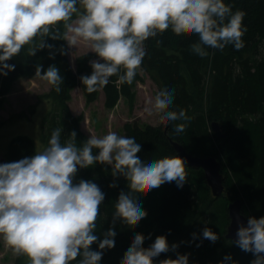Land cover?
I'll use <instances>...</instances> for the list:
<instances>
[{
	"label": "clouds",
	"instance_id": "obj_1",
	"mask_svg": "<svg viewBox=\"0 0 264 264\" xmlns=\"http://www.w3.org/2000/svg\"><path fill=\"white\" fill-rule=\"evenodd\" d=\"M245 15L243 9L233 8L231 0H0V74L15 69L7 61L25 45L28 55L52 49L45 40L51 37L66 40L70 47L83 42L96 53L97 58L89 61L91 73L80 76L86 92L102 89L113 76L121 84H131L146 55L144 42L162 29L174 26L179 32L195 34L197 40L190 48L206 57L209 49L244 47ZM60 52L64 54L63 46ZM35 75L61 91L63 77L55 64L46 69L38 64ZM175 92L171 82L161 85L152 107L162 110L161 120L176 122L173 129L180 134L191 117L185 109L172 107ZM61 133L57 127L42 150L0 163V239L16 256L27 257V264L74 260L76 264H111L104 254L107 245L118 242L120 226L113 223L99 237L96 220L105 193L93 180L74 182L78 168L106 163L114 177L127 170L131 187H123L115 214L139 224L148 213L138 188L151 190L172 181L183 187L186 162L180 155H147L145 140L137 132L121 135L110 129L102 135L90 134L80 146L75 143V130L64 143ZM202 235L212 241L219 238L210 227H204ZM236 237L235 244L253 253L250 264H264V215L248 216L246 224H239ZM145 239L142 232L134 233L122 257L124 264H189L188 253L154 259L178 247L170 246L165 234L157 235L147 247ZM218 264L239 261L229 253Z\"/></svg>",
	"mask_w": 264,
	"mask_h": 264
},
{
	"label": "trees",
	"instance_id": "obj_2",
	"mask_svg": "<svg viewBox=\"0 0 264 264\" xmlns=\"http://www.w3.org/2000/svg\"><path fill=\"white\" fill-rule=\"evenodd\" d=\"M231 2L234 9L240 8L246 12L243 23L247 26V31L242 37L245 44L239 50L227 45L222 50L209 49L208 56L200 57L190 48V44L197 40L195 34L179 32L174 26L162 29L156 37H149L144 42L146 55L141 67L150 73L159 86L171 82L175 87L172 107L185 109L191 117L186 122L184 132H174L173 124L176 122L155 126L132 120L123 124L121 135L137 132L145 140L144 152L151 156L177 155L171 139L178 141L191 154L217 156L223 165L222 171H230L231 176L224 179V185L233 190L234 195L232 192L223 205H220L211 194L202 169L186 164L187 180L183 187H178L172 181L151 190L138 188L148 214L139 224H132L123 214L119 217L115 214L123 187H131L127 170L114 177L111 166L106 163L78 168L74 182L79 179L93 180L105 193L96 220L95 231L99 237L102 239L104 230L113 223L120 226L118 242L107 245L104 254V258L111 264H124L123 254L134 239L135 232L145 235V247L160 234L167 236L170 246L174 243L178 245L177 248L170 247L168 252L155 257L156 261L175 258L177 253L192 249L197 254L194 264H218L229 253L239 264H250L252 260L253 253L244 251L234 241L225 239L224 231L228 223L227 203L235 196L241 199L242 212L246 216L264 215V0ZM45 40L54 47L38 49L35 55H28V46L25 45L19 54L7 61L16 67L7 75L0 74V102L15 80L35 75L38 64L43 65L44 69L55 64L63 77L61 91L57 92L49 85L48 91L38 95L39 100L53 105V110L43 120L42 140L46 147L52 130L57 127L63 129L64 125L66 131L61 133V142H67L69 134L75 130V143L80 146L87 137L78 130L82 115L74 116L69 112L71 91L80 86L85 105L95 101L101 91L107 108H112L120 96L127 98L131 105L135 98V85L143 78L139 71L131 84H121L113 76L102 89L88 93L80 76L91 73L89 61L97 58L96 53L78 54L74 61L75 69H72L67 41L51 37H46ZM62 46L64 54L60 52ZM50 51L55 52V55L50 57ZM65 121L68 123L64 124ZM212 121L219 122L223 138L211 130ZM35 151L38 150L30 137L16 135L9 142L4 160L16 161ZM113 183L115 186H110ZM199 221L201 228L197 226ZM208 226L219 234L216 241L209 239L208 242L203 237L202 230ZM193 233H196L195 237ZM91 247L95 250L97 243L94 242ZM15 264L27 263L21 255L16 256ZM71 264H76V260Z\"/></svg>",
	"mask_w": 264,
	"mask_h": 264
},
{
	"label": "rangeland",
	"instance_id": "obj_3",
	"mask_svg": "<svg viewBox=\"0 0 264 264\" xmlns=\"http://www.w3.org/2000/svg\"><path fill=\"white\" fill-rule=\"evenodd\" d=\"M85 52L93 53L89 50V46L83 42L78 43L76 47L68 45V59L72 69H75V57ZM140 74L143 79L135 85V98L131 105L127 98L120 96L112 108H107L104 106L102 91L95 101L85 105L80 86H76L71 91V99L68 101L69 112L74 116L82 115L78 130L85 138H88L90 134L102 135L110 129L121 134V128L126 121L137 120L155 126L166 123L165 120L160 119L162 110L158 108L154 110L152 107L155 104L159 84L142 67ZM48 90L49 84L47 81L37 75L22 76L13 82L9 92L5 94L3 101L0 102V154L3 157H6L11 138L16 135L30 137L38 151L45 147V142L42 140L43 120L53 110V105L45 100H39L38 95ZM67 123V121L64 122V124ZM65 128L66 126L63 125L62 133H64V130L66 131ZM64 138L65 134L62 139L64 140ZM221 172L225 176L224 179L231 176L230 171L224 173L221 168ZM232 192L233 190L226 188L221 195L214 198L220 205H223L225 199L232 195ZM200 224L201 221L197 224L198 228H201L202 224ZM208 227L211 228V226ZM185 253L189 254V264H194L197 257L196 252L192 249L187 250ZM253 258L252 255L251 259ZM15 259L16 255L0 239V264H15ZM24 260L27 263V257L24 256Z\"/></svg>",
	"mask_w": 264,
	"mask_h": 264
},
{
	"label": "water",
	"instance_id": "obj_4",
	"mask_svg": "<svg viewBox=\"0 0 264 264\" xmlns=\"http://www.w3.org/2000/svg\"><path fill=\"white\" fill-rule=\"evenodd\" d=\"M211 130L223 138L224 133L220 127L219 122L212 121L210 123ZM171 144L176 151L177 155H180L188 166L193 168H201L204 173L206 184L209 186L211 194L214 197H218L225 191L224 175L221 172V162L215 155L198 156L188 152L185 147L178 141L171 139ZM5 162L4 157L0 154V163ZM227 215L229 218L228 224L224 232V238L231 241L236 240V232L240 223H247V218L242 212L241 199L235 197L227 205Z\"/></svg>",
	"mask_w": 264,
	"mask_h": 264
}]
</instances>
